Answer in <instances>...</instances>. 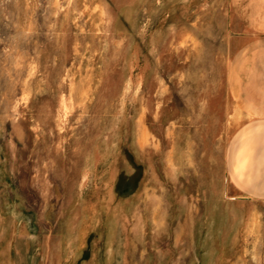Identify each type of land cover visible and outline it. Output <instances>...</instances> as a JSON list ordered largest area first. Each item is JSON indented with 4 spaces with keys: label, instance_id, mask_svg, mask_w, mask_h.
Segmentation results:
<instances>
[{
    "label": "rangeland",
    "instance_id": "374dc122",
    "mask_svg": "<svg viewBox=\"0 0 264 264\" xmlns=\"http://www.w3.org/2000/svg\"><path fill=\"white\" fill-rule=\"evenodd\" d=\"M0 264H264V0H0Z\"/></svg>",
    "mask_w": 264,
    "mask_h": 264
}]
</instances>
